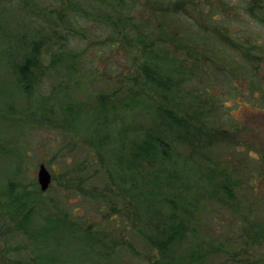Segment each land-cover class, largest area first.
I'll list each match as a JSON object with an SVG mask.
<instances>
[{
	"label": "rangeland",
	"instance_id": "374dc122",
	"mask_svg": "<svg viewBox=\"0 0 264 264\" xmlns=\"http://www.w3.org/2000/svg\"><path fill=\"white\" fill-rule=\"evenodd\" d=\"M175 1L199 54H180L193 75L170 94L141 74V45L117 46L120 30L106 41L100 19L86 41L43 43L25 86L16 70L62 29L49 13L61 2L0 0V264H264V0ZM137 3L135 16L157 8ZM196 96L218 134L185 117ZM151 135L160 153L141 160ZM180 221L185 238L163 253L160 232Z\"/></svg>",
	"mask_w": 264,
	"mask_h": 264
},
{
	"label": "trees",
	"instance_id": "16d2710c",
	"mask_svg": "<svg viewBox=\"0 0 264 264\" xmlns=\"http://www.w3.org/2000/svg\"><path fill=\"white\" fill-rule=\"evenodd\" d=\"M59 1L61 2V10L57 12L56 9L51 8L49 13L56 12L58 22L62 23V29L48 28L50 30L49 36L44 37L46 38L44 40L40 39L33 43L30 56L16 70L19 81L24 83L25 86H28L31 79L34 78L33 71L40 70L43 43L50 41L51 45L61 44L60 46L63 48L66 45L68 36L86 41L88 39L86 26L92 23L93 20L99 22L98 19L110 32L104 38L106 41H112L115 38L114 35H119L120 30V32H123V36L117 42V46L131 47L123 41L127 36H130L138 45H141L145 54L150 57V61L140 65V72L156 89L170 94L175 88H177V91L179 89L183 90L184 83L193 75L191 68L181 58L180 54L183 53V55L196 58L197 53L199 54L198 40L191 44L194 39L183 34L180 17H178L180 12L177 11L179 8L176 7L177 2L175 0H152L157 8L155 11H151L147 17L135 16V11L137 12L138 8L137 0H64L67 1L66 3ZM92 3L102 7V13L88 11V7ZM171 4L174 5L173 11L168 10V6ZM80 22H82V25L78 27ZM84 24L85 26H83ZM115 31L118 33H115ZM56 56L57 54L52 56L51 66L57 61ZM159 58L164 59L163 63L168 62L169 68H164ZM72 61L73 59H71ZM69 68L73 70L74 65L71 63ZM162 68L164 70L161 71ZM177 91L174 92L177 93ZM201 100L199 96H196L194 100L195 107H189L190 109L185 110L184 115L188 120L195 123L200 134L216 135L221 132V126L218 123H213V125L210 123L214 115L210 113L211 109L202 110ZM158 114L165 116L170 124L178 127L179 130L186 127V122L182 118H176L170 112L159 111ZM161 144L162 139L159 136L155 135L153 137L151 135L139 145L137 155L141 160L148 159L151 154L160 153ZM221 188L223 191L226 190V186H221ZM186 232L187 229L183 226V221H180L177 225L172 223L160 232L163 239L157 243V248L165 253L171 245L182 241ZM189 258L190 260L185 262L186 264H192L193 259L190 256Z\"/></svg>",
	"mask_w": 264,
	"mask_h": 264
},
{
	"label": "water",
	"instance_id": "95a60500",
	"mask_svg": "<svg viewBox=\"0 0 264 264\" xmlns=\"http://www.w3.org/2000/svg\"><path fill=\"white\" fill-rule=\"evenodd\" d=\"M51 182V176L44 167V165H40L37 172V183L39 185L40 191L45 192Z\"/></svg>",
	"mask_w": 264,
	"mask_h": 264
}]
</instances>
